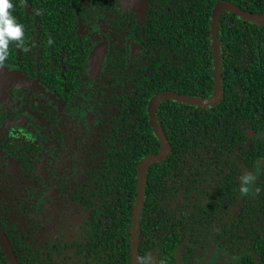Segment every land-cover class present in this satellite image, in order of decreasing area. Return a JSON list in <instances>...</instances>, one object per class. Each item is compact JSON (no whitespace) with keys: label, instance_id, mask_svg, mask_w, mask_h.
Masks as SVG:
<instances>
[{"label":"trees","instance_id":"obj_1","mask_svg":"<svg viewBox=\"0 0 264 264\" xmlns=\"http://www.w3.org/2000/svg\"><path fill=\"white\" fill-rule=\"evenodd\" d=\"M12 3L30 51L11 45L4 65L37 79L63 106L95 100L97 118L82 148L80 175L62 187L77 216L49 237L46 228L29 230L24 215L18 228L0 212L5 241L18 264H34L20 259L34 251L63 249L97 250L90 252L91 264H131L137 169L160 150L148 101L165 93L209 98L213 9L232 3L261 15L264 0H147L142 15L116 10L118 0ZM100 18L114 30L107 35L100 76L90 82L85 61L93 46L91 28ZM217 40L220 101L201 106L164 100L155 109L169 151L145 170L137 227L138 257L150 253L154 264H264V26L222 12ZM131 42L140 50L128 62ZM87 82L96 91L79 93ZM25 103L52 119L40 100ZM3 113L0 106V126L8 119ZM18 141L17 153L7 150L26 163L30 156L17 154L30 150V143ZM246 174L256 179L244 195ZM0 264H8L1 247Z\"/></svg>","mask_w":264,"mask_h":264},{"label":"flooded vegetation","instance_id":"obj_2","mask_svg":"<svg viewBox=\"0 0 264 264\" xmlns=\"http://www.w3.org/2000/svg\"><path fill=\"white\" fill-rule=\"evenodd\" d=\"M118 3L116 10L140 15L125 9L120 0ZM91 29L92 49L99 44L106 45L104 60L108 50L107 35L111 34L114 28L100 18ZM139 50V44L129 43L126 60L130 62ZM103 60L97 76L92 78L86 69V59L85 71L90 82L100 76ZM97 88L94 83L87 82L82 85L79 93L88 95ZM35 100H40L46 106L51 114L50 121L44 120L40 114L26 106L25 102ZM0 106L3 114L8 117L0 126V212L8 215L10 221L17 222L18 228L21 226V215H24L28 220L29 230L30 225L36 229L46 228L45 235L53 236L59 229L68 227L69 223L63 222L65 219L77 216L62 187L81 173L79 160L82 148L90 135V128L96 123L97 102L87 97L86 103L83 100L63 106L52 92L38 83L37 79H32L18 67L4 65L0 68ZM18 138L29 142L31 146L30 150L17 154L19 157L30 156L26 163L7 150L8 147H12L11 151L18 152L17 146L20 142ZM24 172L30 173V176H26ZM50 228L51 232L48 231ZM0 234L4 238L1 228ZM41 252L36 254L34 251L33 255L20 259H26L34 264L49 260L63 261L66 264H91L95 258L89 257L90 252L98 251L63 249ZM55 252H60L61 255L56 257L50 255ZM75 252L80 253L75 255ZM12 256L15 259L13 253Z\"/></svg>","mask_w":264,"mask_h":264},{"label":"water","instance_id":"obj_3","mask_svg":"<svg viewBox=\"0 0 264 264\" xmlns=\"http://www.w3.org/2000/svg\"><path fill=\"white\" fill-rule=\"evenodd\" d=\"M121 4L124 6L125 9L132 10L140 15L144 14L147 10V1L146 0H120ZM222 12H229L232 14L237 15L241 19L246 21H250L253 23H257L259 25L264 26V13L261 15H254L247 13L237 6L233 5L232 3H219L212 11L211 15V39H212V48H213V78H214V91L213 94L207 99H196L190 98L183 95H179L176 93H165L159 94L152 97L148 101V117L150 124L153 128L154 134L156 135L159 144L160 150L156 155L150 156L145 158L137 169V199L135 202V206L133 209L132 220H131V264H137L138 258V251H137V227H138V213L143 197V186H144V173L146 168L155 162L163 160L169 151V144L163 135L162 131L157 125L156 118H155V109L157 105L164 100H175L178 102H182L185 104L190 105H214L221 99V82H220V74H219V48H218V40H217V24L219 16ZM106 51L105 44H99L93 47L92 51L90 52L87 61H86V69L90 73L91 77L97 76L100 65L103 60V56ZM0 247L4 251L6 255V259L9 264H17L15 259L12 256V253L0 234Z\"/></svg>","mask_w":264,"mask_h":264},{"label":"clouds","instance_id":"obj_4","mask_svg":"<svg viewBox=\"0 0 264 264\" xmlns=\"http://www.w3.org/2000/svg\"><path fill=\"white\" fill-rule=\"evenodd\" d=\"M25 0H22V4ZM12 0H0V68H2L8 59L9 48L15 45L18 49L27 53L30 48L25 46V30L23 24L19 23L16 17L12 14L14 10ZM39 14V13H37ZM54 43L49 40V44ZM256 177L252 174L244 175L240 192L244 195L249 193L248 185L255 181ZM258 191V190H257ZM137 264H154L152 255L149 253L146 256L138 257Z\"/></svg>","mask_w":264,"mask_h":264}]
</instances>
